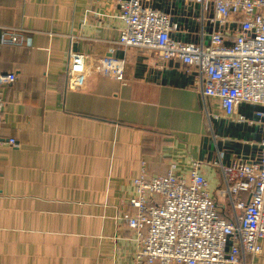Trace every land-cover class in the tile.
<instances>
[{"label": "crops", "instance_id": "0c3cea01", "mask_svg": "<svg viewBox=\"0 0 264 264\" xmlns=\"http://www.w3.org/2000/svg\"><path fill=\"white\" fill-rule=\"evenodd\" d=\"M143 3L170 13L178 39L208 41L219 28L212 4ZM118 8V0H0V25L31 39L0 45V73L17 75L2 86L0 264H124L136 233L116 217L131 209L143 160L151 175L172 163L186 174L192 159L206 161L201 170L216 193L219 163L260 159L257 105H238L246 120L227 117L215 98L204 102L194 66L121 45ZM180 8L188 13L183 21ZM228 24L236 27V18ZM72 51L91 62L124 58L125 80L89 69L80 89L68 88ZM240 264H264V240L262 252Z\"/></svg>", "mask_w": 264, "mask_h": 264}, {"label": "built area", "instance_id": "2783aa9c", "mask_svg": "<svg viewBox=\"0 0 264 264\" xmlns=\"http://www.w3.org/2000/svg\"><path fill=\"white\" fill-rule=\"evenodd\" d=\"M196 1L215 9L219 28L208 41L203 36L198 42L175 38L172 31L180 24L170 13L143 0H118L124 23L118 42L194 66L204 102L215 98L227 117L246 120L236 114L243 101L261 105L256 114L264 127V0ZM233 16L236 27L228 24ZM30 43L22 28L0 25V45ZM89 69L125 80L124 58L103 55L91 62L85 53L72 51L68 88L80 89ZM16 78L14 72L0 73V116L6 103L2 86ZM8 143L20 145L13 137ZM260 146L259 160L218 164L222 184L216 193L201 170L206 161L192 159L186 174L177 173L172 163L166 173L151 175L143 160L128 199L131 209L116 217L136 233V249L124 264H240L246 255H259L264 240V135Z\"/></svg>", "mask_w": 264, "mask_h": 264}, {"label": "water", "instance_id": "95a60500", "mask_svg": "<svg viewBox=\"0 0 264 264\" xmlns=\"http://www.w3.org/2000/svg\"><path fill=\"white\" fill-rule=\"evenodd\" d=\"M176 13V12H175ZM178 13V14H177ZM177 15H178V17L180 18V20H185V18L187 17V12H186V10H181V8L180 9H178V11H177Z\"/></svg>", "mask_w": 264, "mask_h": 264}, {"label": "rangeland", "instance_id": "374dc122", "mask_svg": "<svg viewBox=\"0 0 264 264\" xmlns=\"http://www.w3.org/2000/svg\"><path fill=\"white\" fill-rule=\"evenodd\" d=\"M260 107H261V105H258V104H257V108H260ZM229 244H230V242L228 243V245H229Z\"/></svg>", "mask_w": 264, "mask_h": 264}]
</instances>
